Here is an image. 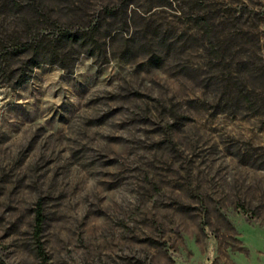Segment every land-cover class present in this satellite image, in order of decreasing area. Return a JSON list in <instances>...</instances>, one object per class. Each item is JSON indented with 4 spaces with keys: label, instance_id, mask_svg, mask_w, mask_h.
<instances>
[{
    "label": "rangeland",
    "instance_id": "obj_1",
    "mask_svg": "<svg viewBox=\"0 0 264 264\" xmlns=\"http://www.w3.org/2000/svg\"><path fill=\"white\" fill-rule=\"evenodd\" d=\"M0 264H264V0H0Z\"/></svg>",
    "mask_w": 264,
    "mask_h": 264
},
{
    "label": "trees",
    "instance_id": "obj_2",
    "mask_svg": "<svg viewBox=\"0 0 264 264\" xmlns=\"http://www.w3.org/2000/svg\"><path fill=\"white\" fill-rule=\"evenodd\" d=\"M81 31L74 32V33H72V32L66 33V36L65 37H67V40L69 42H71V43L72 42L73 43L78 42V41H80V40L83 39V37L81 36L82 34L80 33ZM86 44H89V43H86ZM30 49H35V48H33L32 43L25 44V47L22 48V52L23 51L24 52L29 51ZM36 51H38V49H36ZM17 53H20V52H17ZM38 63L39 62H33L29 66V72L28 73H27L26 69H24V70L21 71L22 73L20 75L19 82H18L19 85L28 79V77L30 76L31 70ZM36 220H37V232L40 233L41 228H42V224H43V220H44V215H43L42 209H39L38 210ZM39 249H40V251L42 253L43 258H46L42 245L39 246Z\"/></svg>",
    "mask_w": 264,
    "mask_h": 264
}]
</instances>
